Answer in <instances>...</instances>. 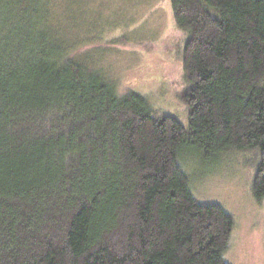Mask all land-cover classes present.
Returning a JSON list of instances; mask_svg holds the SVG:
<instances>
[{
  "label": "trees",
  "instance_id": "1",
  "mask_svg": "<svg viewBox=\"0 0 264 264\" xmlns=\"http://www.w3.org/2000/svg\"><path fill=\"white\" fill-rule=\"evenodd\" d=\"M46 4L0 0V264H230L234 218L181 155L258 150L264 198V0H171L188 128L52 37Z\"/></svg>",
  "mask_w": 264,
  "mask_h": 264
},
{
  "label": "rangeland",
  "instance_id": "2",
  "mask_svg": "<svg viewBox=\"0 0 264 264\" xmlns=\"http://www.w3.org/2000/svg\"><path fill=\"white\" fill-rule=\"evenodd\" d=\"M46 6L51 36L79 47L82 63L120 94L138 92L156 115L188 128L189 108L181 99L188 88L182 63L188 35L175 23L171 0H47ZM259 163L258 150L207 157L185 149L181 155L196 199L234 218L225 253L230 264H264V198L253 194Z\"/></svg>",
  "mask_w": 264,
  "mask_h": 264
}]
</instances>
